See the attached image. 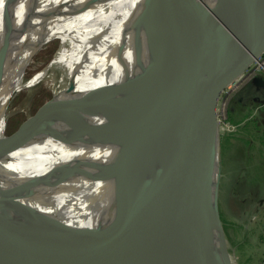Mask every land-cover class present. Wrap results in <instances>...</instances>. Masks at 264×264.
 Here are the masks:
<instances>
[{
    "label": "water",
    "instance_id": "water-1",
    "mask_svg": "<svg viewBox=\"0 0 264 264\" xmlns=\"http://www.w3.org/2000/svg\"><path fill=\"white\" fill-rule=\"evenodd\" d=\"M183 2L150 0L149 7L176 4L185 10ZM187 13L147 26L148 42L159 48L148 74L111 81L61 102L54 96L52 107L28 118L17 135L9 137L5 130L0 137V162L43 134L68 133L67 144L91 138L118 148L111 164L78 162L51 172L57 181L114 174L133 184L128 194L124 186L117 187L123 202L116 220L89 233L95 244L89 248H103L102 260L95 264H231L219 213L222 157L217 109L223 92L264 55V0H218L212 24L196 16L186 25ZM6 18L4 12L2 27ZM162 43H168L166 49ZM251 84L264 92L263 77H254ZM124 96L123 103L117 101ZM88 111L103 121L88 118ZM217 126L218 145L210 149ZM19 190H0V264H69L66 257H55L65 249L47 240L56 226L37 230L41 235L36 239L27 231L15 238L17 224L5 207ZM26 210L23 206L19 213ZM196 226L198 233L192 238ZM31 227L27 230H35Z\"/></svg>",
    "mask_w": 264,
    "mask_h": 264
},
{
    "label": "bare ground",
    "instance_id": "bare-ground-1",
    "mask_svg": "<svg viewBox=\"0 0 264 264\" xmlns=\"http://www.w3.org/2000/svg\"><path fill=\"white\" fill-rule=\"evenodd\" d=\"M177 2L180 5L183 1ZM149 3L150 0H69L59 11L57 0H0V68L6 61L0 87V137L8 124L10 103L18 93L48 83L61 102L111 81L148 74L156 62L159 48L148 42L147 26H158L187 12L186 25L196 16L208 18L212 24L218 0H186L183 8L187 12L176 4H168L161 8L162 11L160 4L151 9ZM44 4L50 6L49 11H41ZM4 12L7 18L2 27ZM71 16L72 20L63 21L56 27L53 38H61L62 43L55 56L43 69L25 80L35 49L53 27ZM167 44L162 43L165 45L162 47L166 49ZM126 54L130 58L126 69L114 77L107 76L114 63ZM116 99L123 103L125 96ZM86 113L88 118L103 121L93 112ZM218 138L217 126L210 138V142L214 139L216 143H211L210 149L218 145ZM69 141L68 133L43 134L0 162V190L20 188L9 197L5 207L7 215L17 224L13 227L15 238L22 237L27 231L36 239L41 235L37 230L43 231L53 225L57 229L47 240L53 246L65 249L61 254L57 252L56 258L66 257L69 264H95L102 260L99 253L103 248H89L95 245L89 233L108 228L116 220L123 202L117 187L124 186L123 190L128 194L133 191V184L129 179H117L114 174L92 179L72 176L67 181L51 178V172L63 165L78 162L111 164L118 150L114 145L91 138L67 144ZM217 177L218 170L214 175L213 197H216ZM23 206L27 210L20 214ZM30 226L35 230H27ZM197 229V226L192 228V238L197 235ZM72 230H76L79 238ZM41 238L45 242L47 237ZM232 261L233 256L231 264Z\"/></svg>",
    "mask_w": 264,
    "mask_h": 264
},
{
    "label": "rangeland",
    "instance_id": "rangeland-1",
    "mask_svg": "<svg viewBox=\"0 0 264 264\" xmlns=\"http://www.w3.org/2000/svg\"><path fill=\"white\" fill-rule=\"evenodd\" d=\"M57 1L59 4L58 10L61 11L69 0ZM41 7V11H49L50 9V6H46V4H44V6L41 5ZM151 11L153 12V10ZM83 12L84 11H82V13ZM72 18L73 16L63 19L43 38L29 59H32L33 62L25 72V80H29L36 72L43 69L52 60L62 43L61 38H53L56 27L63 23V21H69V19L72 20ZM115 24L116 23H113V25ZM127 57L128 54L121 56L114 63L107 76L114 77L124 71L127 67L125 65H128L130 61V58L128 59ZM262 58L263 61L264 57ZM258 67L259 64L255 63L250 68V72L255 71ZM256 74L264 78V68H259ZM246 84L247 81H244L240 88L236 89L230 104L232 103L234 106L242 108L244 112L243 117L245 116L247 120L245 122L240 120L236 121L238 124V138L234 147L232 148L229 145V148L226 150L225 145L223 146L224 143H222L221 150V176L223 171H226V155L234 159L236 165L239 167L243 163L242 168L237 174L240 180L237 182L236 195L233 197L236 201L235 206L234 208L230 207V210L234 213L232 212L233 214H230L231 216H227V202L229 199L220 195V189L219 213L227 238L228 249L231 257L233 256V260L235 261L234 264H264V207H259L254 211L252 210L243 214H239L238 212L241 208L238 202L243 199L246 193L252 192V194L255 195L257 192L256 188L259 187L260 190V185L264 187V105L249 103L248 106L244 107L234 101L235 98L241 96L242 90ZM54 96L55 93L51 86L48 87V83H41L18 93V95L12 99L8 108V124L4 126L3 132L7 130L9 137L17 135L30 116L39 114L52 107ZM224 97L225 95L222 96V99H224ZM226 110V118H224V120L226 119V122H229L228 109L226 108ZM220 119H223V117L219 116L218 121ZM261 124H263V126ZM223 132L228 131L223 129L221 130V134ZM231 134L233 133L231 132ZM231 151H233V153ZM214 199L215 196L213 197V201Z\"/></svg>",
    "mask_w": 264,
    "mask_h": 264
},
{
    "label": "crops",
    "instance_id": "crops-1",
    "mask_svg": "<svg viewBox=\"0 0 264 264\" xmlns=\"http://www.w3.org/2000/svg\"><path fill=\"white\" fill-rule=\"evenodd\" d=\"M257 103H259V105L260 104L264 105V103L261 102H257ZM251 104H256V103H251ZM232 106H234V104ZM243 113L244 112L242 108H239L238 106H234L233 109L228 110V118H229L228 123L237 126L238 129V124L236 123V121L240 120L245 122L247 120L245 116L243 117ZM261 125L263 126V124ZM232 133L233 134H231V132H223L221 134V150H222V143H224L223 146L225 145L226 150L227 148H229V145L232 148L234 147L235 142L237 141L238 138L237 136L238 131ZM224 138H225V142H224ZM231 152L233 153V151ZM242 165L243 163L240 165V167L237 166L235 160L229 158V156L226 155V171H223V174L221 176L220 195L226 199H229L227 202V207H228L227 216H231L230 214L234 213L233 211L230 210V207L234 208L235 206L236 201L234 200L233 197H235L236 195L235 193H236L237 182L240 180L238 179L237 174L238 171L242 168ZM256 190L257 192L255 195L252 194V192L246 193L243 199L238 202L239 205L241 206V208L238 210L239 214L248 213L249 211L252 210L254 211L259 207L261 208L264 207V187L260 185V190L259 187L256 188ZM233 264H234V260H233Z\"/></svg>",
    "mask_w": 264,
    "mask_h": 264
},
{
    "label": "built area",
    "instance_id": "built-area-1",
    "mask_svg": "<svg viewBox=\"0 0 264 264\" xmlns=\"http://www.w3.org/2000/svg\"><path fill=\"white\" fill-rule=\"evenodd\" d=\"M264 57V56H262ZM260 58L259 59V62H257V64H259V67L253 71V72H250V69L236 82H234L232 85H230L222 94L225 95L224 99H222V96H221V99H220V102H219V106H218V109H217V115L218 117H223V119H220L219 120V123H220V126H221V130H225V131H228V132H236L237 131V126L235 125H232L228 122H226V119L224 120L225 117V114L227 112L226 108L228 109V105H229V102L231 100V98L233 97L235 91L237 88H240L241 84L244 82V81H250L252 80L254 77L257 76L256 74V71L259 69V68H264V60L262 61L263 58ZM223 125V126H222ZM225 126V128H224Z\"/></svg>",
    "mask_w": 264,
    "mask_h": 264
},
{
    "label": "flooded vegetation",
    "instance_id": "flooded-vegetation-1",
    "mask_svg": "<svg viewBox=\"0 0 264 264\" xmlns=\"http://www.w3.org/2000/svg\"><path fill=\"white\" fill-rule=\"evenodd\" d=\"M253 80V79H252ZM252 80L248 81L246 86L242 90L241 96L237 99L235 98V103H239L243 106H247L249 102L251 103H257L261 102L264 103V92H262V89L259 86L252 85ZM259 95V96H258ZM231 102V100H230ZM228 110L233 109V104H230Z\"/></svg>",
    "mask_w": 264,
    "mask_h": 264
}]
</instances>
